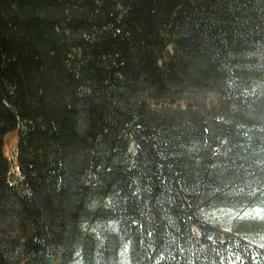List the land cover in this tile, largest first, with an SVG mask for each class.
I'll return each mask as SVG.
<instances>
[{
    "label": "trees",
    "instance_id": "obj_1",
    "mask_svg": "<svg viewBox=\"0 0 264 264\" xmlns=\"http://www.w3.org/2000/svg\"><path fill=\"white\" fill-rule=\"evenodd\" d=\"M214 207L264 209V0H0V264H264Z\"/></svg>",
    "mask_w": 264,
    "mask_h": 264
},
{
    "label": "rangeland",
    "instance_id": "obj_2",
    "mask_svg": "<svg viewBox=\"0 0 264 264\" xmlns=\"http://www.w3.org/2000/svg\"><path fill=\"white\" fill-rule=\"evenodd\" d=\"M167 50L171 53L172 48L169 46ZM205 103L208 106H216L219 98L216 96H208L205 99ZM197 101L195 99H181L175 102H164L160 101L152 105L154 109L170 108L172 110L176 109H186L196 106ZM17 146L16 136H9L7 142L4 146V152L9 160V166L11 171H14L17 174V156L15 154V149ZM203 216L212 223H216L225 230H232L234 224L242 219L253 218V219H263L264 218V209L260 207H243V208H221L214 207L202 212ZM83 229L93 230L95 232L101 233L104 230H110V224H90L83 226ZM13 231V230H11ZM16 232V231H15ZM247 239L259 246L264 247V234L260 235H250L247 236Z\"/></svg>",
    "mask_w": 264,
    "mask_h": 264
}]
</instances>
